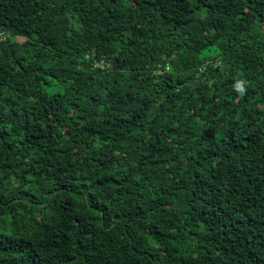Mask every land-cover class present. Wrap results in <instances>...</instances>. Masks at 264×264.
<instances>
[{
	"label": "trees",
	"instance_id": "1",
	"mask_svg": "<svg viewBox=\"0 0 264 264\" xmlns=\"http://www.w3.org/2000/svg\"><path fill=\"white\" fill-rule=\"evenodd\" d=\"M0 34V264H264V0H0Z\"/></svg>",
	"mask_w": 264,
	"mask_h": 264
},
{
	"label": "clouds",
	"instance_id": "2",
	"mask_svg": "<svg viewBox=\"0 0 264 264\" xmlns=\"http://www.w3.org/2000/svg\"><path fill=\"white\" fill-rule=\"evenodd\" d=\"M235 90L241 94H243L244 92V88H243V85H242V82H237L236 85H235Z\"/></svg>",
	"mask_w": 264,
	"mask_h": 264
},
{
	"label": "rangeland",
	"instance_id": "3",
	"mask_svg": "<svg viewBox=\"0 0 264 264\" xmlns=\"http://www.w3.org/2000/svg\"><path fill=\"white\" fill-rule=\"evenodd\" d=\"M48 91L49 92H53L54 91V88H50Z\"/></svg>",
	"mask_w": 264,
	"mask_h": 264
},
{
	"label": "built area",
	"instance_id": "4",
	"mask_svg": "<svg viewBox=\"0 0 264 264\" xmlns=\"http://www.w3.org/2000/svg\"><path fill=\"white\" fill-rule=\"evenodd\" d=\"M3 40V38H2V36H1V34H0V41H2Z\"/></svg>",
	"mask_w": 264,
	"mask_h": 264
}]
</instances>
